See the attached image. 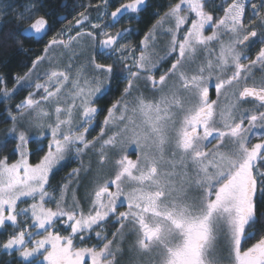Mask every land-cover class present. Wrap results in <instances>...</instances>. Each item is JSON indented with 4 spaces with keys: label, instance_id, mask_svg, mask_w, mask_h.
I'll return each mask as SVG.
<instances>
[{
    "label": "snow or ice",
    "instance_id": "6c2138e0",
    "mask_svg": "<svg viewBox=\"0 0 264 264\" xmlns=\"http://www.w3.org/2000/svg\"><path fill=\"white\" fill-rule=\"evenodd\" d=\"M152 7L0 0V264H264V0Z\"/></svg>",
    "mask_w": 264,
    "mask_h": 264
},
{
    "label": "trees",
    "instance_id": "16d2710c",
    "mask_svg": "<svg viewBox=\"0 0 264 264\" xmlns=\"http://www.w3.org/2000/svg\"><path fill=\"white\" fill-rule=\"evenodd\" d=\"M58 2H60V3L67 2L69 4V7H71L73 0H58ZM167 2H168V0H149V3L152 4L153 7L150 8L148 10V12H145L141 15L139 24L133 23L132 25H129V24L125 23L124 21H122L116 27L117 28H119V27H133V28L139 27L142 30H147V28L151 25V23L155 19V17L152 16V12L156 11L157 6L166 5ZM64 14L65 13L63 11L57 12V16H62ZM71 18H72L71 14H68V19L71 20ZM66 22H67V20L64 21L63 24L58 23L56 25V27L60 28V27L64 26L66 24ZM141 34H142V32H141ZM25 46L33 48L36 51H39V49L42 47V44L26 42ZM0 57H3L4 61L7 62V67L6 68H0V72H7L9 77H11V75L16 74V73L23 75V73L27 71V68H21V67H19V64L22 60L29 59V58L23 56L22 54H19L15 49H11L8 51H4L3 49H0ZM164 67L166 68L167 65H164ZM12 83H13L12 80L9 79V83H8L9 88L12 87ZM26 94H27L26 92L20 93L16 99L19 100ZM0 119H2V117H0ZM7 125L8 124L0 123V132H2L3 129ZM75 166H76L75 164H72V165H70V167L61 170L56 175L55 179L53 180V185H55L57 182H59L61 180V178L64 177L68 171H70L71 167H75ZM87 243L90 246V245L95 243V240L94 239L89 240ZM2 259H7V257L2 252H0V260H2Z\"/></svg>",
    "mask_w": 264,
    "mask_h": 264
},
{
    "label": "rangeland",
    "instance_id": "374dc122",
    "mask_svg": "<svg viewBox=\"0 0 264 264\" xmlns=\"http://www.w3.org/2000/svg\"><path fill=\"white\" fill-rule=\"evenodd\" d=\"M121 22H122V21H121ZM67 23H68V21L66 22V24H67ZM66 24H65V25H66ZM8 126H9V125H7L6 127H8ZM6 127H5V128H6ZM5 128H4V129H5ZM4 129H3V130H4ZM132 158L134 159L135 156H133ZM81 194H83V189H81Z\"/></svg>",
    "mask_w": 264,
    "mask_h": 264
},
{
    "label": "flooded vegetation",
    "instance_id": "af4514ba",
    "mask_svg": "<svg viewBox=\"0 0 264 264\" xmlns=\"http://www.w3.org/2000/svg\"><path fill=\"white\" fill-rule=\"evenodd\" d=\"M210 94L212 95V98H215V95H214V89L211 91Z\"/></svg>",
    "mask_w": 264,
    "mask_h": 264
}]
</instances>
